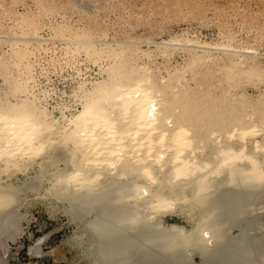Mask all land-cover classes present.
<instances>
[{
  "label": "bare ground",
  "instance_id": "1",
  "mask_svg": "<svg viewBox=\"0 0 264 264\" xmlns=\"http://www.w3.org/2000/svg\"><path fill=\"white\" fill-rule=\"evenodd\" d=\"M25 2L0 0V249L42 202L89 264H264V11L110 38L106 0ZM130 6L117 24L158 27Z\"/></svg>",
  "mask_w": 264,
  "mask_h": 264
},
{
  "label": "rangeland",
  "instance_id": "2",
  "mask_svg": "<svg viewBox=\"0 0 264 264\" xmlns=\"http://www.w3.org/2000/svg\"><path fill=\"white\" fill-rule=\"evenodd\" d=\"M90 1H92V4L96 2L94 7L97 8L96 4L98 0ZM120 1L106 0L108 3L103 6H108L109 18H111L115 28V30L110 32V38L112 36H119L121 38L148 36L152 39H161V37H167L172 33L183 30L197 32L205 38H211L217 35L219 27L224 25L217 23L215 8L227 11V16L223 19L236 30H239L242 26L246 14L249 13L251 16L255 15L260 18L261 13L264 11V0H167V3L166 0H124V4L119 3ZM131 3L141 6L142 9L136 10L138 15H144L145 18L151 16V19L157 21L158 27H151L149 25L136 26L131 31L126 24L119 22L117 24L115 21L122 16V12L124 14L126 10L133 8L130 6ZM164 3L171 5L170 11L165 10L166 6ZM200 3H203V9L199 13V9L190 11L187 8L188 5L196 7ZM17 8L19 10L27 8L34 11L38 10L34 0L19 3ZM60 11L67 12V16L71 17L73 23H77L80 19L79 14L70 10V8L60 9ZM57 18L61 20L58 16ZM160 22L163 24H160ZM58 44L61 46L60 43ZM177 59L179 61L182 60L180 56ZM36 173L40 172L32 171L28 175L18 173L17 178L14 179L22 183L36 176ZM49 208L52 209V212ZM67 208L68 205L47 207L42 202H34V205L29 208H21L19 213L24 217L22 220L23 232L15 240H8L6 242L7 246L5 245L3 248L4 250L0 249V262L2 258L5 264H89L88 261L80 258V251L72 248L69 244L68 239L73 236L77 227L69 221L66 214ZM183 220V218L172 215L166 217L167 223L170 224L174 222L185 224ZM32 246L34 247V251L31 250Z\"/></svg>",
  "mask_w": 264,
  "mask_h": 264
}]
</instances>
